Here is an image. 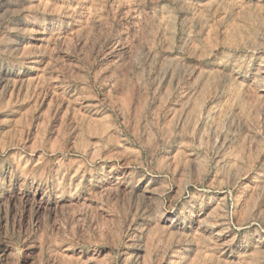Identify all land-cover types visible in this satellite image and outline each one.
<instances>
[{
    "label": "rangeland",
    "instance_id": "1",
    "mask_svg": "<svg viewBox=\"0 0 264 264\" xmlns=\"http://www.w3.org/2000/svg\"><path fill=\"white\" fill-rule=\"evenodd\" d=\"M0 264H264V0H0Z\"/></svg>",
    "mask_w": 264,
    "mask_h": 264
}]
</instances>
